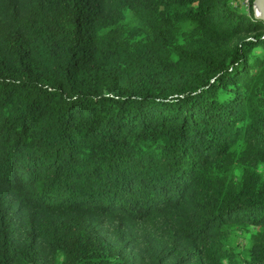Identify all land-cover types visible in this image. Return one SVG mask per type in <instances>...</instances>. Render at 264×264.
Wrapping results in <instances>:
<instances>
[{"label":"trees","instance_id":"16d2710c","mask_svg":"<svg viewBox=\"0 0 264 264\" xmlns=\"http://www.w3.org/2000/svg\"><path fill=\"white\" fill-rule=\"evenodd\" d=\"M255 1L0 0V264H264Z\"/></svg>","mask_w":264,"mask_h":264},{"label":"water","instance_id":"95a60500","mask_svg":"<svg viewBox=\"0 0 264 264\" xmlns=\"http://www.w3.org/2000/svg\"><path fill=\"white\" fill-rule=\"evenodd\" d=\"M256 7L259 8V13H255L256 17L264 21V0H256L255 1V11H256Z\"/></svg>","mask_w":264,"mask_h":264},{"label":"rangeland","instance_id":"374dc122","mask_svg":"<svg viewBox=\"0 0 264 264\" xmlns=\"http://www.w3.org/2000/svg\"><path fill=\"white\" fill-rule=\"evenodd\" d=\"M234 2H238V0H234ZM244 10V9H243ZM247 11V10H245ZM255 13H259L258 11H255ZM261 169L264 171V165L261 167ZM239 243L241 244V246H246L247 245V235L245 234H241L240 236V240Z\"/></svg>","mask_w":264,"mask_h":264},{"label":"built area","instance_id":"2783aa9c","mask_svg":"<svg viewBox=\"0 0 264 264\" xmlns=\"http://www.w3.org/2000/svg\"><path fill=\"white\" fill-rule=\"evenodd\" d=\"M240 4L245 10L248 11L251 6V0H240Z\"/></svg>","mask_w":264,"mask_h":264},{"label":"bare ground","instance_id":"6f19581e","mask_svg":"<svg viewBox=\"0 0 264 264\" xmlns=\"http://www.w3.org/2000/svg\"><path fill=\"white\" fill-rule=\"evenodd\" d=\"M256 11H258V12H259V8H258V7H256Z\"/></svg>","mask_w":264,"mask_h":264}]
</instances>
